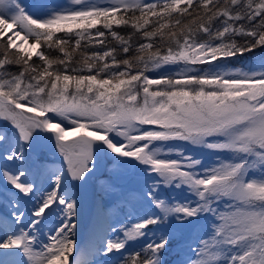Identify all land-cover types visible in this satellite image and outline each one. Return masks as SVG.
<instances>
[{
  "label": "snow or ice",
  "instance_id": "snow-or-ice-1",
  "mask_svg": "<svg viewBox=\"0 0 264 264\" xmlns=\"http://www.w3.org/2000/svg\"><path fill=\"white\" fill-rule=\"evenodd\" d=\"M70 4L0 0V264H264V0ZM100 160L143 179L86 251Z\"/></svg>",
  "mask_w": 264,
  "mask_h": 264
},
{
  "label": "rangeland",
  "instance_id": "rangeland-1",
  "mask_svg": "<svg viewBox=\"0 0 264 264\" xmlns=\"http://www.w3.org/2000/svg\"><path fill=\"white\" fill-rule=\"evenodd\" d=\"M31 3L32 0H25ZM51 3L57 5L71 6L70 0H51ZM155 74V73H153ZM0 124H3L0 121ZM197 154H201V150H196ZM40 157V158H39ZM205 164L212 161V157L206 152L203 153ZM36 163L39 166L55 165L57 168L62 163V158L55 152L54 145H42L37 149ZM136 176V177H135ZM142 177L134 174L133 170H119L117 175L116 166L108 160H100L97 168L92 174H89V179L86 183L73 188L78 200L80 209V225L79 228L85 229L89 222L94 207L97 210L103 209L106 218L109 222L114 221L118 216H121V200L124 195L132 193L142 184ZM183 198L182 194H178V199ZM223 207V205H221ZM197 232L192 233L195 237ZM88 260L100 259L103 257H86ZM175 252L168 259H174Z\"/></svg>",
  "mask_w": 264,
  "mask_h": 264
},
{
  "label": "bare ground",
  "instance_id": "bare-ground-1",
  "mask_svg": "<svg viewBox=\"0 0 264 264\" xmlns=\"http://www.w3.org/2000/svg\"><path fill=\"white\" fill-rule=\"evenodd\" d=\"M44 168H57V167L55 165H47V166H44ZM98 212H99V210H97L94 207L93 214H92L89 222L87 223V227L85 229H81V227L79 228V225H80V220H79L78 235H77L78 246L85 249L86 251L89 249L92 232L97 226V214H98ZM89 256H91V255L90 254L87 255V257H89Z\"/></svg>",
  "mask_w": 264,
  "mask_h": 264
},
{
  "label": "trees",
  "instance_id": "trees-1",
  "mask_svg": "<svg viewBox=\"0 0 264 264\" xmlns=\"http://www.w3.org/2000/svg\"><path fill=\"white\" fill-rule=\"evenodd\" d=\"M117 30L121 31L122 33L125 31L124 29H117ZM59 35H63V33H60ZM42 50H44V49H42ZM255 63H256V57L252 56L251 54H246L243 57L233 58L232 63L229 64V67L233 68V69L243 68V69L247 70L250 66L254 65ZM205 67H207V66H205ZM12 70L15 71L16 69L13 68ZM149 75H155V74L149 73ZM134 174H135V172H134Z\"/></svg>",
  "mask_w": 264,
  "mask_h": 264
}]
</instances>
